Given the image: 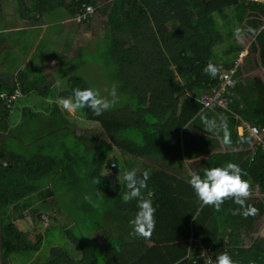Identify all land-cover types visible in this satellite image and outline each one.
Listing matches in <instances>:
<instances>
[{
	"label": "trees",
	"instance_id": "trees-1",
	"mask_svg": "<svg viewBox=\"0 0 264 264\" xmlns=\"http://www.w3.org/2000/svg\"><path fill=\"white\" fill-rule=\"evenodd\" d=\"M4 1L0 0V94L11 95L20 89L22 96L34 94L45 107L23 103L20 120L13 124L19 116L15 104L9 107L0 99L2 264H12L15 253L41 250L44 238L40 230H22L15 217L33 196H52L74 220L63 229L72 249L46 246L43 264H204L199 255L210 245L214 258L226 251L235 264H264V237L254 236L256 219L264 214V144L251 156L253 138L237 130L240 121L264 128V77L245 76L259 65L258 53L264 65V2L17 0L16 14L28 26L39 25L47 17L51 29L58 27L62 21L76 18L86 6L96 7L95 15L103 17L105 34L99 41H105L100 51V57L104 56L94 68L97 73L110 70L112 85L126 103L120 105L118 99L100 115L87 107L78 109L80 118L64 110L57 100L72 97L77 87L96 89L85 77L91 64L80 60L93 48L80 49L68 87L46 85L41 67L28 64L21 68L24 55L13 56L18 40L13 43L11 37L26 34L24 29L4 31ZM95 17L80 24L91 25ZM245 33L256 39L233 73L236 84L229 89L228 110L214 105L204 109L201 96L211 95L218 87L216 77L206 73L205 67L218 62L233 67L244 49L236 36ZM42 43L43 37L40 46ZM217 49L221 51L216 53ZM109 92L103 97L111 99ZM221 117L229 130L227 144L223 130L206 132L203 127L204 118L219 124ZM221 145L228 150L216 152ZM114 149L122 154L126 172L136 170L137 163L149 172L142 193L156 208L150 238L131 235L137 201L125 203L126 187L114 186L110 177L103 176L107 163L119 164V158L111 157ZM141 160L160 164L149 166ZM188 162H195L194 172L201 175L204 168L238 164L243 178L260 193L246 201L258 213L247 217L233 214L240 206L232 199H226L220 211L202 206L188 182L190 175L185 174ZM117 170L118 165L111 172ZM107 225V235L100 237L98 233Z\"/></svg>",
	"mask_w": 264,
	"mask_h": 264
},
{
	"label": "rangeland",
	"instance_id": "rangeland-1",
	"mask_svg": "<svg viewBox=\"0 0 264 264\" xmlns=\"http://www.w3.org/2000/svg\"><path fill=\"white\" fill-rule=\"evenodd\" d=\"M17 0H7L5 3L6 9H7V18L9 16L13 20V16L16 14V6ZM15 9V12H14ZM98 16V15H97ZM95 17L94 20L92 21L91 25H80L82 26V35L79 39V44L81 48L83 46L85 47H91L93 48V51L90 54H85L84 51L81 52L84 54H80V60H84L89 66H92L91 68H88L87 72L90 71L87 76H85L88 79V82L95 87L97 90H99L101 96L106 95V92L108 93L109 90L112 88L113 82L110 79V70L108 68H105V72H100L97 73V70L94 68V65H97L100 61H102V55L100 57V51L102 52L104 48V42L99 41L102 39V36L105 34V26H104V19L102 16L99 15V17ZM44 20L50 21L47 17L44 18ZM73 23L80 24V22H76L73 19L71 20ZM17 25V22H14L13 24H10V27H15ZM24 27L23 23H18V26ZM26 36H18L14 37L12 36L11 39L13 40V43H16L15 40H18L17 46L15 50L13 51L14 55H25L24 47L26 45L24 44L25 42L28 41L27 37H34L35 33L34 32H24ZM36 36V35H35ZM248 40L246 43H249V40H251L250 36H247ZM43 41L45 43H42L41 46H45L47 49H50L52 51V42L49 41V38H43ZM99 41V42H96ZM65 42V38L63 41L59 42V45L62 47V43ZM61 47H58L57 50H61ZM79 47V46H78ZM100 47V48H99ZM54 48V47H53ZM76 46L73 47L71 54L75 55L77 54L76 51ZM41 48L39 47L38 51L36 52V60L40 61L43 56L46 55L42 54ZM49 51V53H51ZM47 53V54H49ZM91 60L93 62H91ZM82 61L81 65L85 66L86 63ZM96 61V63H94ZM58 62L55 61H50L46 62L44 66V74L46 79L50 83L55 84V87H58L59 81H57V78L54 77V71L56 70V64ZM84 74V72H81ZM58 82V83H57ZM27 96H22L19 98V100L15 103L14 112L15 114H19L20 112V107L23 103H28L30 102L32 105H35L37 108H43L44 107V102L41 99H37V97H31V95L26 98ZM26 98V99H25ZM120 99V105H124L126 103V98L124 96L119 97ZM73 117H80V114L76 110L75 112L70 113ZM20 120V114L16 118V120L13 122V124L18 123ZM111 157H116L117 160L119 158V164L118 165V170L115 174L111 172L112 169H109L108 166H105L106 168L104 169L103 176L104 177H110L112 184L114 186H119L121 187L122 185L120 184L118 180V176L122 178L124 173L126 172V166L123 165V158L122 154L117 152L115 149L111 153ZM145 161V162H144ZM140 162H144L146 165L149 166H155L157 164H160L158 161H153V160H141ZM137 172H144V167L140 164L137 163L136 167ZM112 174V175H111ZM50 197L46 198H41V197H36L33 196L32 198H29L28 201L30 202L27 208H23L21 211H19L15 217H17V224L22 230H27L31 232H37V230H40V233L43 235V244L41 247V250L36 253H15L14 256L12 257V264H43L44 259L47 256V252L45 251L46 246L48 245H54V244H59L63 245L65 248L72 249L67 237H64L65 234H63V229H66L67 227H70L74 224V220L71 219L65 212H64V207L61 205V203H56V201ZM27 206V205H26ZM63 209V210H61ZM71 208L68 209L70 211ZM108 218V217H107ZM109 226L107 225L105 229H102L98 234L100 237L105 238L107 235L106 232H108ZM116 232V231H115ZM38 233V232H37ZM89 237V236H88ZM264 237V236H262ZM248 242L250 240L248 239ZM0 264H2L1 260V255H0Z\"/></svg>",
	"mask_w": 264,
	"mask_h": 264
},
{
	"label": "clouds",
	"instance_id": "clouds-1",
	"mask_svg": "<svg viewBox=\"0 0 264 264\" xmlns=\"http://www.w3.org/2000/svg\"><path fill=\"white\" fill-rule=\"evenodd\" d=\"M252 1L264 2V0ZM204 71L215 77L219 69L216 65L209 63ZM109 96L111 99L101 96L99 90L91 87L85 89L77 87L73 90L72 97H60L57 103L69 113L87 107L96 115H100L104 111L113 108L118 102L119 97L116 85L112 86ZM203 127L206 132L223 130V142L226 144L230 142L229 130L224 117H221L219 124L216 119L204 118ZM202 172L203 175L199 172H192L188 181L198 199L201 201L202 206H213L216 211H220L224 201L226 199H232L240 206L233 210V214H241L247 217L258 213V208L253 205H246V201L250 197L251 182L243 178L244 174L238 164L227 162L223 167L204 168ZM148 179V171L138 176L137 170L135 169L125 172L122 178L120 175L118 176L120 184L124 185L127 189L122 197L123 201L125 203L132 200L137 201L138 211L130 221L132 225L131 235L143 238H150L156 226V208L153 205V201L150 198H145L142 193V190L148 186ZM95 182L99 184L100 180ZM150 196L151 194L149 193ZM204 264H235V262L229 253L225 251L218 254L214 261L206 257Z\"/></svg>",
	"mask_w": 264,
	"mask_h": 264
},
{
	"label": "crops",
	"instance_id": "crops-1",
	"mask_svg": "<svg viewBox=\"0 0 264 264\" xmlns=\"http://www.w3.org/2000/svg\"><path fill=\"white\" fill-rule=\"evenodd\" d=\"M6 1L7 0L4 1V5H5ZM5 12H6L5 13V16H6L5 17L6 18L5 29L6 30H4L5 32H7V31H20V30L24 29L25 32H34L36 35V36L34 35V37H30L28 39L27 51L24 55V59L21 60V68H24L28 64L41 67V69H42L41 73L43 74V76L45 78L46 85H49L50 87H55V84L50 83L48 81V79H46L45 74H44V66H45L46 62H50V61L58 62L56 64V70L53 72L54 77L57 78V81H59V83L57 82L59 85L58 87H61V89L68 87L70 76L76 72V70L74 68V64H73L74 59L78 55V53L81 49V46L79 44V39L82 35L81 34L82 33V29H81L82 26H80V25H86V24L73 23V22H71L70 19H67V20L59 23L61 25H59L58 27L56 26L55 28H52V29H54V31H52V29L50 28L52 26V24L48 23L44 19H41L42 22H40L39 25L28 26L25 21H21V19H19L17 14H15L13 16V20L11 19L10 16H9V18H7L6 6H5ZM14 12H15V9H14ZM14 22H17V25L15 27H12V26L10 27V24H13ZM18 23H20V24L23 23L24 25H22V26H24V27H21V25L18 26ZM48 28H50V33L48 32ZM246 34L247 33L237 35L236 40L239 42L240 45L244 46V50L247 51L246 54H248L253 35H249L252 38H251V40H249V43H246V41L248 40V38H247L248 34L247 35ZM23 35H25V34H23ZM44 35H49V41L52 42V45H51L52 51L50 49H47L45 46L44 47L40 46V39L42 37L44 38L45 37ZM64 38H65V42L62 43L63 45L61 47V45H59V42L63 41ZM69 43H71L70 49H68ZM16 46L14 44L13 48L15 49ZM74 46H76V48H77L76 49L77 54H75V55L71 54V51H72ZM39 47L41 48L40 52L42 54L46 53V55L43 56L40 61L36 60V55H35L36 52L38 51ZM58 47H61V50H57ZM49 51H51V53H49ZM220 51H221V49H217L216 53H218ZM47 53H49V54H47ZM257 56H258L260 63L254 69L249 70L246 73L245 76L247 78L264 77V65L261 62V57H260L259 53L257 54ZM218 60H219V58H218ZM62 68H65V69L62 70ZM35 96L36 95L31 94V97H35ZM37 99H38V97H37ZM46 101H50V100H46ZM50 102H53V100H51ZM44 107H45V104H44ZM204 109H206V108H204ZM238 129L239 128L237 127V130ZM232 149H234V147L230 148L229 150L231 151ZM227 150H228L227 147L224 145H221L219 147L217 146L215 149L216 152L227 151ZM195 161L199 162L200 159H197ZM194 163L195 162H188V164L186 165V168H185L186 169L185 174L191 175V173L194 172V169L196 166ZM259 194L260 193L256 187L255 188L250 187V197L251 196H257ZM255 228L257 230L255 235H254L255 237L264 236V214L259 215L257 217L256 222H255ZM247 242H248V239H247ZM248 243H251V240Z\"/></svg>",
	"mask_w": 264,
	"mask_h": 264
},
{
	"label": "built area",
	"instance_id": "built-area-1",
	"mask_svg": "<svg viewBox=\"0 0 264 264\" xmlns=\"http://www.w3.org/2000/svg\"><path fill=\"white\" fill-rule=\"evenodd\" d=\"M97 8L94 6H86L85 9L82 10L81 13L77 15L76 18L73 20L76 22H84L85 20H88L90 17H95ZM256 38L253 37L252 40H255ZM246 52L244 49L239 51L238 55L236 56L233 67L226 68V66L219 62L216 64V66L219 69L218 74L215 76L218 81V87L214 88L212 90L211 95H202L201 96V103L204 108H211L213 105L217 108H221L223 110H228L230 99L228 97L229 89H232L236 84V79L233 76V73L235 71V68L242 57L246 55ZM22 96L21 90L17 89L13 94L9 95L7 93L0 94V99L7 102L8 106L11 107V105L15 104L16 101L19 100V98ZM239 130L246 131L251 138H253L254 143L251 148V156L255 154V150L257 146L260 144H264V128H260L258 126L251 125L250 123L240 121ZM253 158H251V161ZM109 169H112L116 167L114 163L107 165ZM211 259L212 261L215 260L212 254V246L204 247L201 251V254L199 255V258L201 261L204 262L205 258Z\"/></svg>",
	"mask_w": 264,
	"mask_h": 264
}]
</instances>
